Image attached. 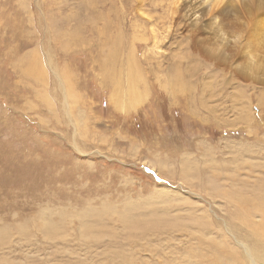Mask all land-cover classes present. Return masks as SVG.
<instances>
[{"label": "rangeland", "instance_id": "374dc122", "mask_svg": "<svg viewBox=\"0 0 264 264\" xmlns=\"http://www.w3.org/2000/svg\"><path fill=\"white\" fill-rule=\"evenodd\" d=\"M207 1L0 0V264H264V17Z\"/></svg>", "mask_w": 264, "mask_h": 264}, {"label": "bare ground", "instance_id": "6f19581e", "mask_svg": "<svg viewBox=\"0 0 264 264\" xmlns=\"http://www.w3.org/2000/svg\"><path fill=\"white\" fill-rule=\"evenodd\" d=\"M177 1H179V0H177ZM209 1H211V4H212L211 11L216 16V18H218V17L223 18V13L226 12L225 6H227L226 4L229 3V0H208L207 2H209ZM230 1H232V4H235L237 6V7L236 6L235 7L238 8V10H240V11L236 10L235 11L236 13H241L242 15L246 13L250 16H261L262 18L264 17V0H248L246 3L243 0H230ZM232 6H234V5H232ZM237 22H238V20H237ZM248 23H250V22H248ZM243 26H242V22H241V26L240 25L239 26L234 25L237 32L233 31L232 33H230V35H232V36L235 35L234 38L237 37L235 39V42L238 43L240 41V43L238 45H233V47L231 49L225 48V45H224V47L218 48V45H217V48L213 49L215 53H211V56L215 60H218V62L230 61V59H232L233 57H235L233 59L234 62L236 60L243 59L245 61V63L242 65V70L245 71V74H248V72H250L253 68L254 57H252L251 51L249 50L250 49L249 46L244 43L243 38L240 35L241 34L240 31L243 30ZM228 34L229 33H227V36H228ZM247 44H248V42H247ZM243 45L244 46L246 45V49ZM261 67H264V66L261 65ZM138 222H139V220H138ZM128 225L130 227L131 226L134 227V225L132 224L131 221L130 222L127 221V226ZM43 228L45 229V230L43 229V231H44V234L46 236H48V237L57 236V233L54 230V223L52 221L44 222ZM31 263L43 264V263H40L37 261H31ZM44 264H46V263H44Z\"/></svg>", "mask_w": 264, "mask_h": 264}]
</instances>
